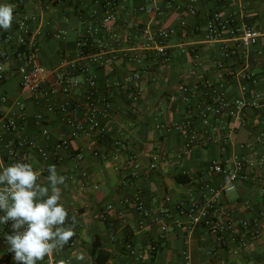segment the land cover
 Masks as SVG:
<instances>
[{
    "label": "crops",
    "instance_id": "1",
    "mask_svg": "<svg viewBox=\"0 0 264 264\" xmlns=\"http://www.w3.org/2000/svg\"><path fill=\"white\" fill-rule=\"evenodd\" d=\"M162 2L161 6L168 11L156 18V25L168 27L178 18H185L191 29L196 30L172 40L169 64H164L156 53H149L140 64L132 61L144 55L138 48L139 30L148 20L139 11L142 0L118 2V24L108 28L102 26L106 0H0V4L14 6L12 26L7 31L0 29V37L15 33L23 18L35 17L34 27L42 32L40 61L49 71H59L66 64L84 63L78 58V41L84 31L82 22L91 20L100 53L106 61L114 62L111 68L94 71L99 87L104 88L108 81L119 85L112 97V109L101 118L107 139L94 144V149L104 156L101 159L88 150L82 151L86 141L72 138V130L62 116L45 113L36 104L21 85L17 64L6 66L8 78L0 86V116L14 111L15 101H22L27 111L28 133L47 130L51 146L62 137L69 139L71 145L47 160L33 151L25 150L22 154V159L29 160L38 171L41 183H47L51 165L56 166L58 175L66 177L65 184L60 186L61 203L68 210V222L73 217L76 221L75 235L64 249L39 264L61 261L96 264L92 252L98 240L112 256L107 264H184V252L190 256V264H264V164L260 165L264 161V144L255 142L264 129V37L258 47L247 51L242 62L229 63L225 69L236 74L226 81L224 91L228 97L249 99L261 94L259 108L236 112L230 117H212L218 134L213 142L202 143L191 153H187L178 134L166 136L156 129L157 125L181 121L189 105L208 95L206 82L217 85L221 79L224 71L217 68V63L222 58V45L207 40L211 15L218 12L222 17H234L238 23L241 15L246 16L249 25L264 33V0H203L196 17L182 8L187 0H173L169 8ZM178 7L182 10H177ZM5 50L0 41V57ZM138 71L142 73L143 95L136 99L129 90V79ZM248 73L255 75L256 83L248 84L249 92L243 94L242 75ZM183 87L188 91H183ZM3 97L7 98L6 103L1 101ZM73 97L83 103L82 91H76ZM186 98L190 99L189 104ZM42 112L45 122L39 125L36 116ZM246 145L251 148L244 151L242 147ZM155 155L161 157L157 168L151 170ZM235 155H244L252 163V169L248 168L249 179L241 182L235 192L222 195L219 202L240 218L258 221L261 234L239 254L226 251L215 257L212 254L217 246L215 238L202 228H189L185 219L177 217L174 208L178 202L199 196L200 179L226 182V176L213 175L208 167L213 160L227 161ZM0 163L10 165L4 158H0ZM108 205L114 209L108 220L102 221L100 211ZM139 205L158 216L168 207L173 218L167 232L161 230L160 221H149L140 227L136 211ZM174 220H180L182 226H176ZM152 245L158 250L149 254ZM8 248L0 242V264H16ZM79 255L85 260L77 261Z\"/></svg>",
    "mask_w": 264,
    "mask_h": 264
},
{
    "label": "built area",
    "instance_id": "2",
    "mask_svg": "<svg viewBox=\"0 0 264 264\" xmlns=\"http://www.w3.org/2000/svg\"><path fill=\"white\" fill-rule=\"evenodd\" d=\"M162 1L166 2L165 7L172 6L173 0H142L139 11L146 15L148 20L139 30L138 48L144 55L132 59L136 64H140L149 53H156L164 64H169L172 40L196 32L195 29H191L185 18H178L168 27L156 25V18L165 15L168 11L161 6ZM202 1L187 0L182 8L189 16L196 17ZM118 2L126 3L127 0H106L102 20L104 28L118 24L116 12ZM180 8L178 7L177 10ZM240 21L241 23H238L234 17H222L218 12L211 15L207 24V40L222 45V58L217 63V68L224 71L220 75L221 79L217 85L209 80L206 82L209 88L208 95L197 100L193 106L189 105L186 116L181 121L156 127L166 136L178 134L185 143L187 153L193 152L202 143L213 142L219 130L212 123V117H230L236 112L260 106L261 94H255L249 99L244 97L230 99L224 91L226 81L236 76L233 71H225L228 69V64L242 62L247 51L258 47L264 37L262 31L246 22V16L241 15ZM82 24L84 31L78 41V58L84 63L66 64L59 71H49L40 61L42 32L34 27L35 17H25L20 20L15 33L3 34L0 37V41L6 47L0 57V86L8 78L6 66L17 64L21 85L36 104L45 113L63 117L72 130V138L86 141L82 151L88 150L94 157L104 159V156L94 149V144L107 139L101 118L112 109V97L119 89V85L108 81L104 88L99 87L94 71L111 68L114 62L106 61L100 53L99 42L95 39L96 29L92 21L85 19ZM129 82V90L134 93L136 99H139L143 95L142 73L138 71L133 74ZM242 83L241 92L247 94L248 84L256 83L255 75L249 73L242 75ZM182 90L188 91L186 87ZM76 91H82L83 103L75 101L73 95ZM1 101L6 103L7 98L3 97ZM185 101L190 103L188 98ZM14 109L9 114L0 116V158L7 159L10 164L18 161L30 163L29 160L22 159L25 150L33 151L37 157L47 160L59 150L70 148V140L66 137L60 138L55 146H51L47 141L49 137L47 130H42L38 134L28 133L25 127L27 111L24 103L15 101ZM36 119L39 125H43L45 122L43 112L39 113ZM8 136L11 137L9 141L6 140ZM255 142L264 144V129L256 137ZM250 148L251 145L242 147L244 151ZM160 157L161 155L153 157L151 170L157 168ZM251 164L244 155H235L227 161L213 160L208 172L216 176L224 175L227 181L223 183L200 179L197 186L199 196L175 205L174 213L177 217L185 219L189 228H202L215 238L217 246L212 253L215 257L226 251L239 254L261 234L258 221L240 218L235 211L226 209L219 202L222 195L235 192L241 182L249 179L248 168L252 167ZM262 164L264 161H261L260 165ZM262 193L264 194V189ZM113 209V205L101 209L100 219L107 221ZM136 211L140 215L138 223L140 227H144L149 221H160L163 224L161 228L163 232H167L168 223L173 218L172 211L168 207L159 216L142 205L137 206ZM11 223L9 221L0 225V242L4 246H8L5 242V234L12 232ZM174 223L178 227L183 224L180 220H174ZM157 250V246L152 245L149 254ZM183 258L184 264H190V256L187 252L183 253ZM140 260L145 263L144 258L140 257Z\"/></svg>",
    "mask_w": 264,
    "mask_h": 264
},
{
    "label": "clouds",
    "instance_id": "3",
    "mask_svg": "<svg viewBox=\"0 0 264 264\" xmlns=\"http://www.w3.org/2000/svg\"><path fill=\"white\" fill-rule=\"evenodd\" d=\"M13 10L11 4H0V29L11 28ZM47 171V183H41L31 163H0V225L12 222V234H5V242L16 264H39L62 251L75 235V218L68 222V210L61 203L60 186L66 177L58 175L55 165ZM76 259L84 261L85 257L79 255Z\"/></svg>",
    "mask_w": 264,
    "mask_h": 264
},
{
    "label": "trees",
    "instance_id": "4",
    "mask_svg": "<svg viewBox=\"0 0 264 264\" xmlns=\"http://www.w3.org/2000/svg\"><path fill=\"white\" fill-rule=\"evenodd\" d=\"M93 247H94V250L92 252V256L95 259V263L96 264H107L108 261L112 258V256L102 249L101 242L99 240L96 241Z\"/></svg>",
    "mask_w": 264,
    "mask_h": 264
}]
</instances>
